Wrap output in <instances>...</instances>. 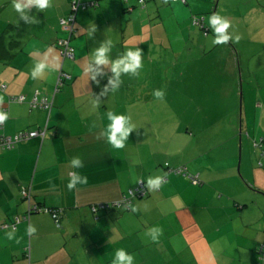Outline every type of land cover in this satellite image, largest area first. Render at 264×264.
<instances>
[{"label":"crops","instance_id":"1","mask_svg":"<svg viewBox=\"0 0 264 264\" xmlns=\"http://www.w3.org/2000/svg\"><path fill=\"white\" fill-rule=\"evenodd\" d=\"M72 1L50 0L43 12L30 7L25 21L13 7L15 0H0V111H8L0 136L45 131L0 151V264H112L121 248L135 255L136 264L264 263V253H259L264 244V173L251 168L254 145L237 98L245 75L264 84V0H243L248 8L239 17L236 5L217 0L214 13L226 17L229 32L240 36L227 44H214L215 37L205 34L211 30L206 17L207 29L194 24L196 17L212 11L214 0H149L144 7L138 0H81L97 5L77 12L74 58L63 59L57 43L68 35L61 19L71 13ZM141 28L152 40H164L167 53L176 57L165 62L166 83L179 72L177 83L188 78L217 86L212 102L195 110L196 123L182 122L187 111L173 97L152 111L126 107L120 100L124 79L140 74H122L113 92L110 66L93 65L95 71H88L95 48L112 40L115 59L128 43L129 49L137 47ZM247 39L261 44V61L245 59L251 50L245 47ZM220 48L224 60L217 58ZM186 52L192 53L183 59ZM38 62L48 67L33 79ZM61 72L71 80L58 89ZM37 93L52 103L51 109L31 107ZM11 97L25 101L10 102ZM108 111L130 117L134 126L119 150L104 134ZM144 116L148 119L141 120ZM258 138L256 134L253 141ZM77 157L81 168L71 165ZM259 162L264 169V160ZM166 164L186 167L200 183L169 173ZM74 172L88 182L69 190ZM154 176H163V183L147 196L93 211L121 202ZM24 189L32 193L31 204L60 212V228L50 214L28 217ZM153 226L163 228L158 242L146 236ZM9 232L14 239L7 238Z\"/></svg>","mask_w":264,"mask_h":264},{"label":"rangeland","instance_id":"2","mask_svg":"<svg viewBox=\"0 0 264 264\" xmlns=\"http://www.w3.org/2000/svg\"><path fill=\"white\" fill-rule=\"evenodd\" d=\"M224 1H228L229 3L236 5V14L239 17L241 13L247 10L248 7H246V3L243 2V0H222V5L224 4ZM213 9L210 11L209 14H202L199 15L197 18L206 17L207 20V26L210 28L208 24V18L214 13V7L217 4V0L213 1ZM140 8V6L138 7ZM193 23V21H192ZM201 29L200 26H197ZM141 33L138 37V45L134 49L136 50L139 48L142 51V63L143 68L140 71L139 78L135 77V79L131 78V80H128L126 77L124 79V83L121 87L123 91L122 97L120 98L121 102L125 104L126 107H130L133 109H136L138 111L146 112L144 109H161L165 107V104L170 102L171 97L175 98V101L179 104L178 107L181 110L185 109L187 111L186 116H181L180 119H184L182 122L184 124H188L189 122L196 123L197 119H200L196 111L198 105H206L207 103L210 104L212 100H210V97L213 95H216V89L217 86L211 85L207 83V81H201L198 80H192L185 78V81L181 80L179 83H177V78L175 75H178L176 73L173 77L170 78L171 83H166V76H165V62H171L176 59L175 55L171 56V54L167 53V50L165 48L166 44L164 40H152L149 33H145L143 29L141 28ZM203 30V29H202ZM205 31V30H204ZM208 34L210 32L211 37H215L214 32L212 29L210 31H207ZM181 37H178V40H180ZM173 42V41H172ZM190 43H193V40L190 41ZM251 46V50L247 53V60L259 62L263 59V53L261 49V44L259 41L256 42L253 41L251 44L250 42H246L245 47L248 48V46ZM130 44L128 43L125 47V52L129 49ZM195 53V56L197 55V51L193 49L192 51ZM190 52V54L192 53ZM219 53L217 55V58L220 57V59H226L225 54L222 52V48H220ZM190 54L183 53V59H187ZM153 63V64H152ZM174 63V62H173ZM105 71V70H103ZM171 72H174L172 69ZM153 74V75H152ZM254 75L256 76V72L254 71ZM126 76H130V74H126ZM165 76V77H164ZM257 77V76H256ZM261 79V77H259ZM242 80V79H241ZM244 90L243 87L240 88V91L238 92V105L240 107L239 114L243 111H246V114L243 116V120H245V126H247V129L250 130V133L252 135V145L253 146V153H252V163L251 168L255 171H258L259 173H264L263 167H260V160H264L263 157L260 158L257 156L258 152L259 155L264 154V84L259 85L258 78H252L248 79V76L245 75L244 77ZM250 83V84H249ZM163 89L164 91V99L160 100L154 97L153 92L155 90ZM126 92V93H124ZM124 94V96H123ZM244 95V96H243ZM249 95V96H248ZM120 96V95H119ZM136 98L135 100H132ZM139 98V99H137ZM260 104V105H258ZM261 104L263 105L261 107ZM176 106V108H178ZM189 113V115H188ZM148 117L144 116L141 117V120H147ZM159 119V118H158ZM175 119V118H174ZM142 123L148 124L149 122L143 121ZM256 134H259L258 140H254V136ZM240 154V153H239ZM240 156V155H239ZM241 161L240 157H238V164H237V171L240 176V166ZM176 168V167H175Z\"/></svg>","mask_w":264,"mask_h":264},{"label":"clouds","instance_id":"3","mask_svg":"<svg viewBox=\"0 0 264 264\" xmlns=\"http://www.w3.org/2000/svg\"><path fill=\"white\" fill-rule=\"evenodd\" d=\"M50 0H27V3H24L23 0H15L14 9L19 17L25 21L28 20L26 15L27 10L30 7H35L40 12H43L45 9L49 8ZM39 23V21H35ZM208 24L210 25L212 31L215 34L213 40L214 44H227L230 40L238 41L240 36L233 35L229 32L231 27L228 19L219 14H212L208 18ZM94 30V29H93ZM91 35V33H90ZM83 45H81L82 47ZM47 59V56H45ZM90 65L88 71L93 73L95 69L93 65L99 66H110V70L113 76L109 79V84L111 89L115 92L121 83L122 74H130L131 76H139L140 71L143 68L142 63V51L137 48L136 50H127L123 54L117 56V58H112V40H107L103 42L98 48H95L90 56ZM48 67L45 62H38L34 65L31 71L33 79H36L42 76ZM93 79L95 76L93 75ZM107 91V86L105 87V92ZM155 98L163 100L164 91L163 89L155 90L153 92ZM8 120V114L0 111V124H3ZM107 120L109 123L105 129V136L107 142L113 149L119 150L125 147L126 142L129 140L130 133L134 131V126L131 124L130 117L122 114H115L112 111L107 112ZM71 165L73 168H81L82 162L79 157L72 159ZM164 180L163 176H154L147 179L146 187L149 189H158L162 185ZM87 177L81 175L80 173H72L71 179L67 185L68 189L71 190L78 184H87ZM35 228L30 227L29 233H34ZM146 236L152 242H158L159 239L163 236V228L160 226H153L148 229ZM7 238L12 240L15 238L14 232L7 233ZM18 242V241H17ZM112 264H136V257L134 254L128 253L125 249L121 248L115 252Z\"/></svg>","mask_w":264,"mask_h":264},{"label":"built area","instance_id":"4","mask_svg":"<svg viewBox=\"0 0 264 264\" xmlns=\"http://www.w3.org/2000/svg\"><path fill=\"white\" fill-rule=\"evenodd\" d=\"M148 0H139V3L142 5H145V3ZM170 1H182L186 2V0H170ZM97 4L96 3H83L81 0H73L71 4V13L69 14L68 17L61 19V25L63 29L67 32V37L65 39H61L58 43L57 46L60 50V54L63 57V59L74 58V48L71 45V39L74 35L75 32V22H76V14L79 10H88L90 8H94ZM194 24L196 26H200L202 29H207L205 24H204V18H195L194 19ZM206 35L208 32L206 31ZM68 80H71V76L67 73L61 72L58 81H57V87L58 89L62 86H64L65 82ZM0 89H4L3 85H0ZM25 99L23 97H11L10 102H24ZM31 107L33 109L36 108H41V109H51L52 108V103H50L45 97H41L39 93H37L34 98L31 101ZM2 112H5L8 114L7 109L3 110ZM5 123V122H4ZM3 124H0V127L2 128L4 126ZM45 131H31V132H20L16 134L13 137H8V136H0V151H7L11 150L16 144L30 140L32 138L38 137L40 135L44 136ZM167 171L169 173H174L177 175H183L187 179L191 181L192 184L198 185L200 183L198 176L192 175L186 167H171L169 164H166ZM159 189V188H158ZM152 190H157V189H149L146 187L145 183H140L138 187H136L133 190H130L128 195L124 197V199L121 202L114 203V204H106V205H100L98 207H94L93 211H97L99 209L101 210H108L114 207H122V206H127L133 199L136 198H143L147 196ZM22 197L27 201L28 203V217L32 213H47L52 215L53 219L55 220L56 224L58 227H60V212L55 209H50V208H45L42 207L39 204H31V199H32V193L28 189H24L21 193ZM27 217V218H28ZM16 221H19L17 219ZM13 229L16 228V226H12ZM260 255H263L264 253V244L261 246ZM259 264H264L263 262H260Z\"/></svg>","mask_w":264,"mask_h":264},{"label":"trees","instance_id":"5","mask_svg":"<svg viewBox=\"0 0 264 264\" xmlns=\"http://www.w3.org/2000/svg\"><path fill=\"white\" fill-rule=\"evenodd\" d=\"M148 1H149V0H148ZM148 1H147V2H148ZM138 2H139V0H138ZM147 2H146V3H147ZM146 3H145V4H146ZM139 5H140L141 7H144V6H145V5H142V4H140V3H139ZM51 216H52V215H51ZM52 218H53V217H52ZM54 221H55V220H54ZM56 225H57V224H56ZM57 227H58V226H57ZM60 227H61V224H60ZM60 227H58V228H60Z\"/></svg>","mask_w":264,"mask_h":264}]
</instances>
